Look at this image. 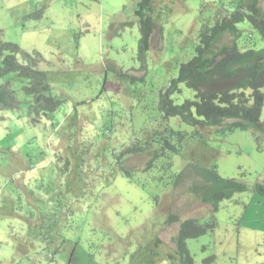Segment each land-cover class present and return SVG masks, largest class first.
<instances>
[{
  "label": "rangeland",
  "instance_id": "374dc122",
  "mask_svg": "<svg viewBox=\"0 0 264 264\" xmlns=\"http://www.w3.org/2000/svg\"><path fill=\"white\" fill-rule=\"evenodd\" d=\"M140 1L0 0V42L40 53L51 94L65 100L33 126L27 81L0 78L21 103L0 113V264H55L52 252L68 254L73 245L93 264H181L174 239L187 220L212 225L187 243L194 264H264V198L254 193L264 181V141L258 147L250 132L205 130L148 170L151 156L127 153L141 133L192 134L178 118L163 119L160 98L195 55L202 28L239 0H155L144 63L134 13ZM41 8L40 20H24ZM239 28L264 49L247 23ZM179 89L176 105L194 100L192 90ZM188 164L216 168L247 191L213 213L188 192L192 175L175 184Z\"/></svg>",
  "mask_w": 264,
  "mask_h": 264
},
{
  "label": "trees",
  "instance_id": "16d2710c",
  "mask_svg": "<svg viewBox=\"0 0 264 264\" xmlns=\"http://www.w3.org/2000/svg\"><path fill=\"white\" fill-rule=\"evenodd\" d=\"M263 0H247L243 5L239 0L236 10L219 19L212 27H203L198 36V45L192 59L182 64L176 79L172 80L167 91L161 96L158 108L166 121L178 118L181 123L194 129L191 135L174 132L170 129L156 132L148 138L141 133L129 146L127 153L151 156L146 169H151L160 155H178L186 138L198 139L209 133L250 132L260 147L264 141V121L261 119L264 104V49L256 50L252 37H246L239 28L247 23L264 41V12L260 8ZM155 0H141L134 12L138 18L141 38L139 59L150 49L155 22L152 18ZM44 8L30 14L24 20H40ZM225 36L229 43L221 45ZM46 63L38 52L28 53L15 43L0 42V78L15 75L27 81L24 93L32 99L29 107L33 126L54 114L64 103V98L51 94L48 73L40 70ZM184 85L195 93L194 100H186L176 105L172 96L180 93ZM20 101L10 90V83L0 84V113L16 110ZM214 129V130H211ZM163 141H162V138ZM175 138V141L173 139ZM127 176L129 171H125ZM193 176L188 192L202 204L209 205L212 212L218 211L221 202L231 200L235 195L247 191V186L236 179L221 177L216 168L208 169L200 165L188 164L178 181ZM254 193L264 198V181L254 187ZM176 218L168 217V223ZM212 225H201L198 221L187 220L180 225L174 239L175 253L181 264H194L187 247L190 240L206 235ZM51 261L52 258H50ZM74 259V251L69 254L68 263Z\"/></svg>",
  "mask_w": 264,
  "mask_h": 264
},
{
  "label": "crops",
  "instance_id": "0c3cea01",
  "mask_svg": "<svg viewBox=\"0 0 264 264\" xmlns=\"http://www.w3.org/2000/svg\"><path fill=\"white\" fill-rule=\"evenodd\" d=\"M50 199H52V197H50ZM35 207H36V205H35ZM48 211H49V209H48ZM78 248L79 247L77 245L70 246L68 254L65 251L54 250L51 254V258L53 260L51 262H56L55 264H69L68 260L66 261L65 256L67 255L69 258V254L73 250L74 251V260L71 264H93L92 263L93 261L91 259H89L88 256L83 255L84 253L82 252L81 248H79V251L77 252ZM62 255L64 257H63V259H60V257ZM57 258H58V260H57Z\"/></svg>",
  "mask_w": 264,
  "mask_h": 264
},
{
  "label": "clouds",
  "instance_id": "9594fccd",
  "mask_svg": "<svg viewBox=\"0 0 264 264\" xmlns=\"http://www.w3.org/2000/svg\"><path fill=\"white\" fill-rule=\"evenodd\" d=\"M154 20V19H153ZM139 30H140V26H139ZM31 104H32V99H31ZM60 193V192H59ZM44 220H47V219H44ZM51 258V257H50Z\"/></svg>",
  "mask_w": 264,
  "mask_h": 264
}]
</instances>
